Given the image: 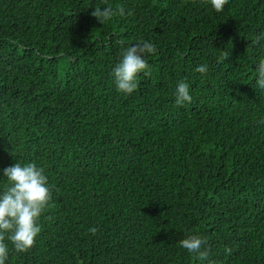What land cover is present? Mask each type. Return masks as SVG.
Wrapping results in <instances>:
<instances>
[{
    "label": "trees",
    "instance_id": "16d2710c",
    "mask_svg": "<svg viewBox=\"0 0 264 264\" xmlns=\"http://www.w3.org/2000/svg\"><path fill=\"white\" fill-rule=\"evenodd\" d=\"M106 4L132 15L101 24ZM262 35L264 0H0V190L16 162L52 186L34 246L9 242L6 264H264ZM140 41L156 52L126 95L111 73Z\"/></svg>",
    "mask_w": 264,
    "mask_h": 264
},
{
    "label": "clouds",
    "instance_id": "9594fccd",
    "mask_svg": "<svg viewBox=\"0 0 264 264\" xmlns=\"http://www.w3.org/2000/svg\"><path fill=\"white\" fill-rule=\"evenodd\" d=\"M227 3L228 0H210L216 12H222ZM106 5L107 7L103 8L95 7L91 12L101 24L117 14L132 15L130 10L125 12L123 5L117 8ZM261 39H264V35L256 37L253 43L259 44ZM155 52V45L148 41H140L122 49L121 59L111 73L119 92L131 95L139 87L137 76L141 72L144 75L150 74L147 56ZM228 55L229 53L225 52L223 59H227ZM256 65V84L258 88L264 90V59ZM196 71L204 74L207 72V66L198 65ZM175 97V103L179 106L186 102L191 103L192 96L188 83L183 80L178 82ZM3 175L9 183L0 190V264H6L8 260L9 242L13 249L20 253L27 252L34 246L35 238L41 232L40 216L52 199V186L49 185L45 170L34 162L23 165L16 162L3 168ZM88 231L95 235L98 229L91 227ZM179 243L196 259L200 261L208 259L209 252L203 237L190 234Z\"/></svg>",
    "mask_w": 264,
    "mask_h": 264
}]
</instances>
